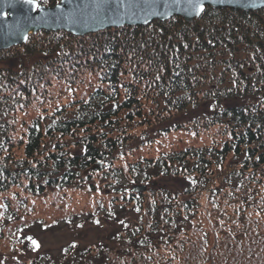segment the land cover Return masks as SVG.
<instances>
[{
	"label": "trees",
	"instance_id": "1",
	"mask_svg": "<svg viewBox=\"0 0 264 264\" xmlns=\"http://www.w3.org/2000/svg\"><path fill=\"white\" fill-rule=\"evenodd\" d=\"M38 1L45 6L60 2ZM16 55L34 65L16 70L2 64ZM83 72L92 79L98 73L88 99L73 100L50 113L45 109L25 123L22 132L16 131L15 112L31 94L46 96L43 90L53 77L71 84ZM144 97L180 116L205 106L206 111L196 115L197 123L217 127L224 139L217 146L186 147L132 165L128 175L134 173L139 185L159 192L151 201L136 193L132 204L98 205L114 225L107 234L109 243L103 241L101 248L106 255L112 246H120L121 257L107 255L95 263L89 251L84 252L87 262L80 264H177L182 249L191 252L182 264H264V224L258 222V216L264 217V8L206 6L191 22L173 16L84 36L42 30L25 44L0 50V194L15 187L34 194L70 189L93 165H113L117 155H126L129 138L125 132L114 134L124 129L128 118L143 116ZM186 122L137 138L145 146ZM81 132H86L83 143L74 150L66 137ZM228 155L235 160L229 163L235 167L230 172L224 167ZM116 169L126 175L124 167ZM221 176L218 188L230 183L227 202L237 218L229 221V215H220L210 222L212 230L202 225L199 229L196 223L204 222L200 194L206 190L211 200L219 195L213 185ZM158 178H181L188 184L159 186ZM128 216L136 217L132 224ZM160 245L164 258L154 255Z\"/></svg>",
	"mask_w": 264,
	"mask_h": 264
},
{
	"label": "rangeland",
	"instance_id": "2",
	"mask_svg": "<svg viewBox=\"0 0 264 264\" xmlns=\"http://www.w3.org/2000/svg\"><path fill=\"white\" fill-rule=\"evenodd\" d=\"M41 57L42 55L38 56L40 59ZM25 58L19 55L2 64L16 70H19L23 65L26 66V63L31 62V65H34V61H26ZM87 73L83 72L82 76L71 84L64 82L61 78L53 77L47 81L45 90H43V92L46 91V96L42 93L40 98H36L31 94L30 99H27V101L29 100L27 104L18 107L15 112L16 131L22 132L26 127L25 123H30L37 115H43L42 111L45 109L50 113L56 107L66 105L73 100L88 99L89 91L97 85L98 73L93 75V79L91 74ZM157 104L153 99L144 97L142 100L143 116L128 118L124 129L114 134L122 135L121 133L125 132L129 138L123 153L126 155H117L113 165L104 166L103 164L87 173L83 172L80 179L70 189L48 188L43 193L34 194L27 192L24 187H15L0 194V264H72L73 259L75 264H80L81 261L87 262L88 258L84 254L88 255L89 251V256L91 255V259L95 263L102 262L103 257L107 255L111 258L121 257V255H117L120 252V246L114 248L112 246L111 251L106 255L104 249L101 248L103 241L109 243L107 234L112 232L114 225L109 224L112 221L109 220L110 218L107 220L102 214L104 211H100L97 206H107L109 202L127 203L128 200L131 201V204L133 203L136 193L132 188L140 183L138 184L135 180L134 173L132 177H130L131 174L128 175L130 167L139 163L143 157H157L164 153L182 151L186 147L217 146L224 139L221 130L217 127L202 126V121L197 123L198 116L196 115L205 112L207 109L205 106L193 109L189 115L180 116L173 110ZM75 106L76 104L73 107ZM172 117H175L174 120H171ZM186 120L188 122L182 123L178 129L175 130L173 127L169 133L159 135L153 143L148 145L141 146V142L137 138L146 132L155 130L157 133V129L160 127L171 126L175 122L181 123ZM83 135H86V132L66 137L74 150L78 149L79 143H83ZM22 153L23 147L19 148L18 155H22ZM233 161L235 160H232V156L228 155L224 167L229 172L235 168L229 166V163H233ZM117 167H124L126 175L121 170H117ZM223 176L219 177L213 185L219 189L220 193L213 200L209 199L206 190L200 194L201 217L204 222L196 223L199 229L203 226L212 230L210 222H213V219H220V215H229V221L231 217L237 218L234 216L235 208L227 202L232 194L230 183L218 188L223 183ZM158 181L159 186L171 181L179 187L188 184L181 178L175 179V181L170 178H160V180L158 178ZM245 184H249V182ZM158 192L148 186L147 190L141 194L146 201H151ZM262 194L260 206L264 210V191ZM88 213H92L94 216L89 218ZM135 218L127 217L131 224ZM263 218L258 216L259 225L264 224ZM115 227L118 226L115 225ZM69 247L73 250L66 253L65 249ZM182 250L185 253H181V260L178 258L175 260L177 264L184 263L185 255L188 257L191 254V252L188 253V249ZM165 253L164 246L160 245L154 255L163 257Z\"/></svg>",
	"mask_w": 264,
	"mask_h": 264
},
{
	"label": "water",
	"instance_id": "3",
	"mask_svg": "<svg viewBox=\"0 0 264 264\" xmlns=\"http://www.w3.org/2000/svg\"><path fill=\"white\" fill-rule=\"evenodd\" d=\"M232 10H258L264 0H61L55 6L40 5L38 0H0V50L25 44L38 31H66L84 36L113 27L146 25L154 20L180 16L185 21L197 19L194 4ZM103 162L93 165L101 167ZM155 184V183H153ZM134 193L147 185H134Z\"/></svg>",
	"mask_w": 264,
	"mask_h": 264
},
{
	"label": "snow or ice",
	"instance_id": "4",
	"mask_svg": "<svg viewBox=\"0 0 264 264\" xmlns=\"http://www.w3.org/2000/svg\"><path fill=\"white\" fill-rule=\"evenodd\" d=\"M25 3H28V4H32L34 3V0H24ZM193 2V0H190V3ZM194 7L195 9L198 11V12H202L203 11V6L202 4H199V3H195L194 4Z\"/></svg>",
	"mask_w": 264,
	"mask_h": 264
}]
</instances>
